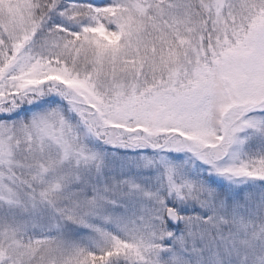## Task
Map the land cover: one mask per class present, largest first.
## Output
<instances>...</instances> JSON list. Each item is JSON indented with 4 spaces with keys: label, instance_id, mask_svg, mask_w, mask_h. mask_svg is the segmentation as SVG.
Instances as JSON below:
<instances>
[{
    "label": "snow or ice",
    "instance_id": "snow-or-ice-1",
    "mask_svg": "<svg viewBox=\"0 0 264 264\" xmlns=\"http://www.w3.org/2000/svg\"><path fill=\"white\" fill-rule=\"evenodd\" d=\"M0 264H264V0H0Z\"/></svg>",
    "mask_w": 264,
    "mask_h": 264
}]
</instances>
